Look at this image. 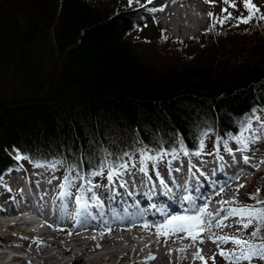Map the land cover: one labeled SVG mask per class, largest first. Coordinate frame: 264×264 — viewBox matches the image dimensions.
I'll use <instances>...</instances> for the list:
<instances>
[{
    "label": "trees",
    "instance_id": "obj_1",
    "mask_svg": "<svg viewBox=\"0 0 264 264\" xmlns=\"http://www.w3.org/2000/svg\"><path fill=\"white\" fill-rule=\"evenodd\" d=\"M231 5L191 43L192 57L161 55L158 65L149 55L150 43L162 46L155 30L130 37L141 8L0 0V179L42 163L87 181L139 160L141 145L157 157L181 146L199 152L210 135L233 141L264 111V24L238 22L249 14Z\"/></svg>",
    "mask_w": 264,
    "mask_h": 264
},
{
    "label": "rangeland",
    "instance_id": "obj_2",
    "mask_svg": "<svg viewBox=\"0 0 264 264\" xmlns=\"http://www.w3.org/2000/svg\"><path fill=\"white\" fill-rule=\"evenodd\" d=\"M100 1V0H95ZM105 3H109L112 5L115 11L123 8H132L136 7L138 9L141 8V12L144 14L143 21L139 22L138 28L136 31L132 32L130 37L135 41H142L145 38V34L149 31H154L158 36V41L162 44V46H157L154 43L149 48V55L151 56V59L158 65H162V56L166 57L168 56L169 60H172L175 56H179L182 58L183 56H190L192 57L194 54V49L196 50V47L191 45L192 42H197L201 36L205 34V30L208 28V26L211 24L213 20L217 16H219L222 13V9L225 8V6H228V4L224 3V0H209V2H205V0L200 4V7L205 6V12L207 15V22L204 24V28L201 27V31L197 32L196 29H190L191 31H195L194 34H190L188 31H185L182 29L183 26H176L172 27L169 22L170 18H167L169 15L172 17L175 12L173 10H169L165 13H163L166 9H169L168 2L159 0V1H153V0H132V3H129V0H102ZM201 1V0H200ZM199 2V1H197ZM230 3L234 4L235 7H233V12L237 14L238 16L239 12V6L241 5V8L243 7L245 10V14H249L248 10L244 7L243 0H229ZM251 4H257V8L259 9L260 14H264V0H250ZM167 7V8H166ZM236 8V9H235ZM150 9H156V11H150ZM162 9V10H161ZM209 13H212L210 16ZM252 20H254V27H258V24L260 26V22L263 25V20L258 19L257 17H254ZM261 25V26H262ZM252 27V28H254ZM252 28L250 30H252ZM149 34V33H148ZM152 34V33H151ZM246 38V37H245ZM201 39V38H200ZM248 41V39L246 38ZM159 47V49L155 48ZM157 51H156V50ZM162 50V52H161ZM181 52L180 54H176L177 52ZM162 55V56H161ZM260 113V111H259ZM205 145L203 149L199 152H195L192 154L185 153L184 160H187L188 162L195 163L199 160H206L210 159V162L216 160V159H222L221 156H229L230 151L229 147H236L237 141H229L227 143H224L221 140H217L213 136H208L206 140L204 141ZM147 153L148 155L152 156V152L148 150L145 146L141 145V151H140V157L139 160L133 159L132 157H128L125 162L121 165L126 164V168H122L121 166L118 169H114L112 166H108L106 169L102 170L103 175H93L91 174L89 176L88 181L82 179V180H75V182L67 181L66 180V174L68 173L67 169L63 165H48L44 168V165L40 163L39 168L45 172L53 173V182H61L64 186H67L71 190V192H68V195L73 196V203L75 208L84 207V211L87 213H92L93 209H98L96 212H98V215H100L97 218V222H102L103 220L111 221L113 214H111V197L110 194H107V188L109 186L113 187V183L117 182L118 179H126L127 181H135L136 183L141 184V182H149L150 179L149 175L152 177H155V173H158L159 175L162 174V170L160 168L162 167L163 163L166 161L167 156H164L161 159H156L151 161V171L149 170L150 164L147 163V161L143 158L144 154ZM137 157V156H136ZM136 160V161H135ZM148 164V166H147ZM37 164H30L21 167L16 168L8 171L2 179H0V201L9 200L11 194L13 193V187L12 184H14L15 176L18 171H32L33 169H36ZM144 167L146 168V171L142 172L140 169ZM148 167V168H147ZM155 167V168H154ZM112 172L111 179L108 178L109 172ZM101 172V171H99ZM75 174V172H72ZM98 173V172H97ZM122 176V177H121ZM74 179V178H73ZM147 179V180H146ZM157 180V179H156ZM89 181L93 182L96 181V183H90ZM149 186V185H148ZM147 186V187H148ZM29 187V186H27ZM146 187V188H147ZM29 189V188H28ZM259 189V197H261V200H264V173H259L253 182L250 184L247 192H245V200L242 202H239L237 205L238 208H240L243 205H253L255 204L256 208H264V205H257V202L253 198L254 193H257V190ZM28 191L34 192V188H30ZM53 190L44 192L42 194L43 196L39 195L36 196L37 198L41 199L45 204L49 202H53L54 199L57 198L59 192ZM39 193V192H37ZM45 193L52 194L46 195ZM74 193V194H73ZM34 195V194H33ZM32 197V195H31ZM77 197H80V203H77ZM22 201H24V205H22ZM22 201L20 205L22 207H29L31 206L30 203L31 200L26 199L24 196L22 198ZM36 202V201H35ZM2 203V202H1ZM37 203V202H36ZM83 209V208H82ZM229 210V209H228ZM18 211H24L23 209H18ZM30 212L35 213L33 209H30ZM80 214H78L77 219H72L70 222L64 223L66 224H74L80 225L78 231L79 235H82L83 233H89L92 235V241H88L85 246H89L90 249L83 250V248H80L79 246H75V248L67 255L62 261H60L62 264H69V262L77 255H80L78 258V261H82L83 264H90L89 258L96 255V258H99L100 256H103L101 260H94L93 264H205V261L197 258V253L199 252L207 261V264H264V260L254 257L253 259L249 261H234L230 259H226L225 257L221 256L219 253L221 249L224 251H232L233 249H236L237 252L239 249L237 246L231 242L229 243H213L210 240V236L214 237L217 234H220L223 231H215V233H201L200 239L196 240L195 242L191 239L192 236H195L197 234H193V232L189 233H177L176 235L170 236L171 229H167L169 234H159L158 235V229L157 225H163L166 220L173 215H185L181 211L171 210L168 213L167 218H164L161 221V224H155L150 222L152 225L151 227H145V226H135L130 228L129 230L125 231L127 228H124L123 231L118 233L116 235L115 231L112 228H108L109 232L106 235H109L110 239L115 238H121L122 241H127L124 244H118L115 242V244H108L106 246L105 243L101 242V245H104L103 248H96L100 250H95L93 248V244L96 245V239L95 238H102L101 235H99L101 232H99L96 235L97 231H94V225L96 226L97 222H91L92 226H89V221L91 220L89 216L82 217L81 213L82 211H78ZM228 213V212H227ZM27 215H24L25 218H27L30 223L27 222H20L17 225L12 226L13 229H18L17 232L18 236H13L12 233L9 242L14 243L16 245L15 249H19L22 247H25L29 250H39L42 249L41 245H33L32 241L37 239V236L34 234L24 233L22 232L23 229H28L29 227H33L32 225L35 224V226H41L45 224V221L42 220V218L39 216L36 220L33 219V214L26 213ZM225 214V213H224ZM231 220V222L229 221ZM33 224H31L32 222ZM241 217L239 216H233L231 219H227V222L231 225L230 233L233 236H237L239 238L245 239V240H252L255 243H260L257 238H252L251 233L255 230L257 226H259V221H257L254 225L248 227L247 229H244L241 224ZM83 222V223H82ZM88 222V223H87ZM234 223V225H233ZM50 224H53V222H50ZM216 224V223H215ZM84 225V226H83ZM40 226V227H41ZM109 227V226H108ZM128 227V225H127ZM162 232L165 231L164 229L161 230ZM138 232V233H137ZM142 232V233H141ZM141 233V236L144 240L140 243L139 248L136 249L134 252L131 251L132 248L137 247L138 244L131 243L130 241L133 239H137L135 236L139 235ZM182 234V237L175 238V236ZM162 235V236H161ZM261 236H264V227L261 228ZM123 236V237H119ZM56 237H52L50 240L53 241V247H50L49 249L43 248V250L40 252L43 254V256L47 255V251L52 249L55 251H58L56 247ZM49 238L48 236L45 238L47 240ZM140 238V239H142ZM40 239V238H39ZM154 239L155 244L154 245H148L147 243ZM88 240V238H87ZM116 240V239H115ZM138 240V239H137ZM201 240L203 242H201ZM100 241H106L105 239H102ZM1 242V241H0ZM95 242V243H94ZM150 243V242H149ZM146 244V245H145ZM143 245H145L143 247ZM5 248V247H4ZM3 246L1 248L4 249ZM14 249V250H15ZM181 249H184V251H181ZM1 252V251H0ZM107 252H113L110 256H105ZM215 256V260L213 261L210 259L211 257ZM149 257H155L154 259L147 261L144 260L145 258ZM43 258V257H41ZM1 260V259H0ZM64 260V261H63ZM45 262V261H42ZM41 263V262H40ZM39 263V264H40ZM47 263V262H46ZM50 264V263H47ZM92 264V263H91Z\"/></svg>",
    "mask_w": 264,
    "mask_h": 264
},
{
    "label": "snow or ice",
    "instance_id": "obj_3",
    "mask_svg": "<svg viewBox=\"0 0 264 264\" xmlns=\"http://www.w3.org/2000/svg\"><path fill=\"white\" fill-rule=\"evenodd\" d=\"M138 2V0H137ZM150 2V0H149ZM205 2H209V0H205ZM244 7L248 10L249 15L248 17H238V22L241 23H249L254 17H257L260 20H264V14L259 13V9L254 5L250 3V0H243ZM129 3H132V0H129ZM224 3L228 4L229 0H224ZM231 6L235 7L234 4ZM162 10V9H161ZM150 11H156V9H150ZM222 11H227L226 9H222ZM211 16L212 13H209ZM231 13H228L226 17H224L223 20H220L221 23H223L227 19H231ZM215 25H213L214 27ZM210 30V29H209ZM181 151H184L186 153V149L181 146ZM168 155L167 152H160L157 157H153L151 155H148L147 153L144 154L145 160H155L159 158H163L164 156ZM21 157H17V159H20ZM245 163L248 162V157H244ZM264 162V161H262ZM108 166L105 162L102 167ZM122 168H126L127 165H121ZM257 167V166H254ZM142 172L146 171V168L142 167L140 169ZM93 175H103V172L93 173ZM112 172H109L108 178L111 179ZM66 179H68L66 177ZM163 184V181H161ZM244 185H240V187H243ZM166 188L167 186L164 185ZM253 198L256 199L259 203L264 204V200H261L259 198V189L257 190V193L252 194ZM80 197H77V203H80ZM183 200L185 203L189 204L190 207L187 209L188 212H193L192 215H173L170 216L166 222L163 225H157L158 229V235L164 234L168 235L167 232H162L163 229H171L170 234L176 235L177 233H189L191 229L199 227L200 233H197V235L192 236L191 239L195 242L196 240L200 239V234L205 231H211V218L218 216V213H211L207 210V203L204 207H197L194 204L193 198L191 196H184ZM228 216H239L241 217V224L244 229H247L248 227L254 225L257 221H259V226L255 228L254 231L251 233L252 238L259 237L260 243H255L252 240H245L242 238H239L237 236H214L210 237L212 239L213 243H233L237 246L239 251L237 252L236 249H233L232 251H224L221 249L220 255L225 257L226 259L234 260V261H249L253 259L254 257H258L262 260H264V236H261V228L264 227V208H256L254 205H243L240 208H231L228 210V214L224 217V219H227ZM203 220V223L201 221ZM147 227V225H145ZM215 227L217 228H224L227 227L226 224L223 223V220H218L215 224ZM201 242H203L201 240ZM181 251H184V249H181ZM197 258L205 261V264H207V261L205 258L198 252ZM151 259H154L155 257H149ZM213 261L215 260V256L211 257Z\"/></svg>",
    "mask_w": 264,
    "mask_h": 264
},
{
    "label": "bare ground",
    "instance_id": "obj_4",
    "mask_svg": "<svg viewBox=\"0 0 264 264\" xmlns=\"http://www.w3.org/2000/svg\"><path fill=\"white\" fill-rule=\"evenodd\" d=\"M153 1H159V0H153ZM163 1H167L168 2V6H169V9H166L163 13H165V12H167V11H169V10H173V12H175V20H176V23L177 24H180V23H188V21H190L191 19H192V15L193 14H191L190 12H188V11H186V10H183V9H180V7L181 6H183V5H185L186 4V6H188L189 4L188 3H186L185 1H183V0H163ZM167 8V7H166ZM182 161H184V159H182ZM188 163V162H187ZM207 171H208V173H211L213 170H209V169H207ZM122 177V176H121ZM201 182H203L204 183V180H201ZM57 183H61V182H57ZM129 184H130V187L132 188V189H134L135 191H138V188L137 187H139L138 185L137 186H135L134 185V183L133 182H129ZM30 188H32L31 186H29ZM187 187V186H186ZM69 189V188H68ZM40 189H34V192H30V191H22V195L26 198V199H30L32 202H34V203H36V204H38V205H41V206H45V203L41 200V199H39V198H37L36 196H39V195H41V196H43L42 195V193L40 192V193H37V191H39ZM51 190H53V192L54 191H58V187L56 188V187H54V188H52ZM50 190V191H51ZM183 189L181 188V187H177L176 188V191L177 192H181ZM46 191H48V190H46ZM53 192H52V194H53ZM58 192H60V191H58ZM125 193V192H124ZM123 193V194H124ZM34 194V195H33ZM44 194V193H43ZM46 195H50V197H51V195L52 194H49V193H45ZM74 194V193H73ZM31 195H32V197H31ZM115 200L117 201V197H115ZM21 201H22V199L21 198H19V199H17L16 201H15V203H14V205L12 206H10V207H8V208H6L5 210L3 209H1L0 208V218L2 219V217H5V215H7V214H4V213H7V212H9V211H12V210H16L18 213H20V214H23V217L21 218V219H19L18 221H13V222H4V223H1L0 222V229L3 227V226H5V225H7V224H11L12 226H14V225H17L18 223H22V222H27V223H30L29 221H27L28 219L27 218H25L24 217V215H27L26 213H31V214H33L34 216L36 215V214H34V213H32V212H30V209L29 208H25V207H22L21 205H20V203H21ZM36 201V202H35ZM15 207V208H14ZM30 207V206H29ZM83 208V209H82ZM10 209V210H9ZM18 209H23L24 211H18ZM31 209H33V208H31ZM54 209H56V208H54ZM76 209V211H77V213H76V215H74L73 216V219H77V216H78V214H80L78 211L79 210H81L82 211V213H81V215H82V217H85V215H86V212L84 211V207H79L78 206V208H75ZM94 210H98L97 208L96 209H94ZM36 217H37V215H36ZM97 222L96 220H91V222ZM32 222V221H31ZM91 222H89L90 223V225L89 226H92L91 225ZM115 222H117V221H114V223L113 224H111L108 228H112L113 227V230L112 231H115L114 230V228H115ZM83 223V222H82ZM98 223V222H97ZM31 224H33V222L31 223ZM44 225V224H43ZM74 224H72V223H70V224H66V227H65V229H62L60 232H57L54 236H52V237H55V236H57L56 237V240H55V243H56V247H54L53 249H55V248H57V250L58 251H55V250H52V249H50V250H48L47 251V255L45 256V257H43V258H41V256H40V252L43 250V248H47V249H49L50 247H53V241H51L50 239L52 238V237H50V238H47V240H46V242H44L41 246H42V249H40L39 250V248H38V250L36 249V250H31L30 252H29V254H32V256H35V257H37V259H40V261L42 262V261H45V262H42V263H50V264H62L60 261H62V259L63 258H65L67 255H69V253L75 248V246H83V245H85L86 243H88V241H92V235L91 234H87L86 232L85 233H83L82 235H79L78 234V229H79V226L80 225H75L74 227H72ZM33 227L31 228V227H29L27 230L26 229H23V231L22 232H24V233H29V234H35V233H38V232H42V230L40 229V226H41V224L38 226H35V224H33L32 225ZM84 226V225H83ZM126 227V226H125ZM123 230H124V228H123ZM109 232V230H106V231H103V232H101L99 235H101L102 236V238H95L96 240V245H92L93 246V248L95 249V248H97V247H99L100 246V244H101V242L102 243H110V244H115V242H117L118 243V241H122L123 239H121V238H115V239H110L109 238V235H106L107 233ZM142 233V232H141ZM141 233L139 234V235H136L135 237L138 239H133L132 241H130V242H133V243H136L137 244V242L140 240V238H142V237H140L141 236ZM13 236H18V234L17 233H14V234H12ZM46 237V236H45ZM119 237H123V236H119ZM87 238H88V240H87ZM102 239H105L106 241H100V240H102ZM142 240V239H141ZM123 243L122 244H124L125 242H127V241H122ZM129 242V243H130ZM150 242V243H149ZM148 243H147V247H149L148 245H154L155 244V240L154 239H152V240H150ZM119 244V243H118ZM126 244V243H125ZM4 248V247H3ZM16 248V245H15V242L14 243H11V244H9V245H7L6 246V248H4V249H2V251L0 252V264H14V263H16V262H25V263H27V264H31V262H30V260H29V258H26V257H23V258H19V257H14L13 255H11V252L14 250ZM91 248V247H90ZM89 248V246H85V247H83V250L85 249V250H88V249H90ZM139 248V245L137 246V247H134V248H132L131 249V251H135L136 249H138ZM113 254V252H107V254H105V256H110V255H112ZM102 257L103 256H100L99 258H95L96 260H101L102 259ZM94 259V260H95ZM95 260V261H96ZM96 262H98V261H96Z\"/></svg>",
    "mask_w": 264,
    "mask_h": 264
}]
</instances>
